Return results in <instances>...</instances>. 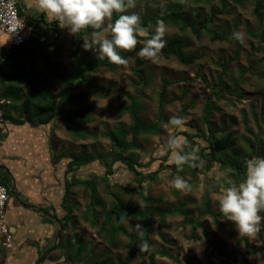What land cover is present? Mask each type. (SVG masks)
I'll return each mask as SVG.
<instances>
[{
    "label": "rangeland",
    "instance_id": "rangeland-1",
    "mask_svg": "<svg viewBox=\"0 0 264 264\" xmlns=\"http://www.w3.org/2000/svg\"><path fill=\"white\" fill-rule=\"evenodd\" d=\"M174 1L137 0L136 8L125 14L135 12L150 15L156 10L162 11V3L172 8L183 5L180 10L182 15L190 18L198 14L201 17L211 16L213 31L225 34L226 40H212L211 34L205 30L196 38L188 30L181 32L167 25L164 37L166 42L171 38L186 40L190 44L186 52L198 57L188 66L179 64L174 57H158L155 61L140 58L137 53L144 43V40H140L138 51L128 58L127 66L115 65L113 69L103 68L91 75V78L107 86L110 93L104 96L95 94L81 85L75 92L74 102L63 107L61 115L52 123L53 130L59 133L55 143L57 154L64 153L69 161L80 153L84 160L86 153L94 155L109 151L111 143L104 137V133L117 127L127 128L130 118L124 108L133 99H138L142 107L141 118L159 126L160 132L139 136L138 148L124 156L137 160L140 166L136 168L144 175L155 172L161 163L171 164L168 155L161 156L156 152L157 146L168 137L184 135L186 132L198 136L195 140L205 147L207 128L202 119V110L209 95L214 106L209 120L210 127H225L231 131L242 158L249 153L245 140L261 142L264 153V2L260 12L255 13L257 0H178L177 7L173 5ZM154 28L149 29L150 34ZM234 31L244 34L242 43L232 38ZM46 34L51 38V31H46ZM59 42L62 46L59 57H50L49 61H42L40 57L36 59L38 84L54 92L60 91L61 85L50 74L49 67L56 64L64 76L69 78L73 74L75 62L71 55L76 47L75 36L69 35L66 29ZM84 53L96 58L92 51ZM139 60L142 61L140 67L145 77H151L152 80L141 94L137 91L139 79L136 64ZM3 68L6 71L7 67ZM164 79L167 81V92L161 105L159 93ZM27 82L24 80L19 83L22 92L26 94L29 93ZM176 115L187 120L185 131L162 127L170 117ZM83 117H86V122L81 124L83 138H80L73 129L77 118ZM193 148H197L196 144H193ZM113 169L114 174L109 177L112 188L109 190L101 182L105 170L97 161L69 174L74 179L84 181L96 178V193L91 197L89 189L81 186L71 188L66 204L67 207L72 206L73 224L68 222L63 231L61 228V237L57 236V231L53 237V248L46 249L38 263L41 264L47 251L54 250L49 264H86L88 259H97L105 252L112 264H117L118 259H124L127 255L134 256L131 264H264V225L255 237H239L235 225L227 221L219 211L221 187L239 183L244 175L236 181L229 168L213 163L208 171L203 165L190 167L182 174L162 170L155 181L140 183L124 165L116 163ZM194 169L197 170L192 173ZM176 175L188 180L193 190L185 194L174 189L170 182ZM142 193L165 213L161 223L154 213L151 216L149 245L155 253L153 263L150 262L149 251L139 254L138 244L128 246L129 232L125 225L122 224V231L112 233L117 223L115 217H112L105 230H101L116 197L123 206L134 209L135 216L129 214L130 224H142L139 216L145 204L140 197ZM205 206L209 214L205 212ZM90 207L97 213L96 225L90 223ZM179 207L180 213H168ZM64 215L59 213L60 218ZM184 215L188 217V222H185ZM159 225L164 239L158 232ZM77 236L82 237L84 252L78 260H74ZM67 241L72 245L68 250ZM59 243L60 248H57ZM1 249L5 250L2 246Z\"/></svg>",
    "mask_w": 264,
    "mask_h": 264
},
{
    "label": "trees",
    "instance_id": "trees-1",
    "mask_svg": "<svg viewBox=\"0 0 264 264\" xmlns=\"http://www.w3.org/2000/svg\"><path fill=\"white\" fill-rule=\"evenodd\" d=\"M174 0H170L173 2ZM178 0H175L173 5L176 6ZM201 1V0H196ZM203 1V0H202ZM264 0H257L255 13L260 12L261 5ZM177 7V6H176ZM183 5H180L177 8H172L171 6L163 8L162 11L156 10L155 12L150 13V15L142 14V25L148 27L149 24L152 27H155L156 20L158 18L163 19L166 25L174 26L179 29L181 32L188 30L196 38L201 36V32L205 30L211 34V39L218 38L220 40H226L225 34H218L212 29L213 18L210 17H201L199 14L195 18H190L186 15L180 13ZM163 12V15L161 13ZM260 16V15H258ZM117 18V15L114 14L113 20ZM51 38L48 36L45 43L32 42L30 44L22 45L19 48L10 47L9 54L7 55V60L0 65V100H5L10 102L8 105L3 106L4 109V118L9 119L13 122H26L31 125L47 124L54 123L55 120L61 115L63 107L71 105L75 100V92L78 87L84 85L88 87L93 93L99 95H107L110 93V89L103 85L100 81L91 78V75L96 74L100 69H113L115 65L109 63L106 59L99 60L97 58H91L84 53V50L80 48L83 37H89L92 29H88L87 32H82L78 36H75L76 47L71 52V55L74 57V71L73 74L67 78L61 72L59 66L53 64L49 67L50 74L53 76L57 82L60 83L61 89L58 92H54L50 89H45L44 87L38 84L37 77V63L36 59L40 57L42 61H49L50 57L57 58L61 55V43L60 38L64 30L59 28L57 22L53 21L50 24ZM56 36V37H55ZM144 40L145 38H139ZM190 47V44L183 39L171 38L167 41L166 47L162 50L159 57L169 59L174 57L177 62L181 65L188 66L192 65L198 57L196 55H191L187 53V49ZM139 46L137 45L136 49L130 52H122L121 55L126 59L132 57L137 51ZM19 51H27L23 54H16ZM142 61H138L136 64V74L139 79L137 91L138 94L142 93V90L146 88L149 83L152 81L151 77H145V73L142 67ZM3 67H10V69L15 68V71H10L11 73L4 74ZM27 80V86L29 88V93H23L22 89L19 86L21 81ZM9 81V83H6ZM167 81L163 80V85L161 86L159 93L160 104L162 105L164 101V96L167 92ZM128 112L130 118V125L127 128L117 127L115 129L109 130L104 133V137L109 140L111 143V149L104 153L98 154H87L85 159H81L82 154L71 157L67 163L66 175L73 173L76 169L81 166H87L93 161H97L100 165L103 166L105 172L101 178V182L106 190L111 189L109 177L114 174L113 165L120 163L124 165L129 172L135 174L138 178V182H151L155 181L158 177L157 174L162 170H170L171 173L182 174L183 171L189 169L187 165L184 166L182 172H177V168L174 164H160L155 172L148 173L144 175L142 172L137 170V166H140V163L132 158H127L124 155L126 153H131V150L138 148L137 140L141 135H155L160 132V127L156 124H151L146 120L142 119L140 112L142 107L138 99H133L131 104L124 108ZM214 110L213 103L210 102V95L206 100V103L202 110V119L207 128V137L205 138V147H202L195 140L199 138L196 135H191L189 133H183L187 137L191 147L193 144H196L199 148V154L204 161L203 167L206 171L213 166V163L221 165L223 168L227 167L232 172V177L239 181L243 177L246 171L245 160L252 157H264L263 145L260 142H253L245 140L249 148V153L246 156L241 157L240 150L236 147V139L231 131H228L227 128H211L210 127V116ZM56 118V119H55ZM86 122V117L77 118L76 125L73 129L80 138L82 136L81 124ZM86 137V136H85ZM56 159L61 157H66L64 153L57 154ZM197 169H194L192 173L196 172ZM72 175V174H71ZM71 175L70 181L65 180L64 195L62 198V207L65 211V215L62 219H57L60 223L62 231L65 229L68 222L72 223L71 210L72 206L66 204V199L70 195L72 187H82L83 189H89L91 197L96 193V178L80 180L77 178H72ZM0 181L3 185L7 186V178L0 176ZM120 189H124L121 185H116ZM143 200L144 208L143 211L139 214L142 219V224L146 229L145 240L149 243V237L152 233L151 231V216L154 213L159 218V223L164 219L165 213L158 209L156 205L151 202L149 197L140 195ZM114 205L111 207L109 212L106 214V218L101 225V230H105L110 222L112 217L116 218V226L112 229V233H118L122 231V224L119 222V217L122 210H126L128 214L135 216V211L133 208L123 206L120 199L116 197L113 200ZM89 212L91 211V221L92 225H96L97 213L92 209L88 208ZM206 213H208V207L205 206ZM181 207L176 208L172 211H168L169 214L180 213ZM86 213L83 214L84 218ZM185 222H188V217L184 215ZM158 232L161 237L164 239V235L161 232V226H158ZM62 236L60 232L59 237ZM82 237H76L77 250L74 260H78V257L84 252V249L81 245ZM140 239L134 234H128V246L132 247L136 244H139ZM69 241L66 242V250L71 247ZM57 248H60V243L57 245ZM264 248V245H263ZM154 252L150 249L149 259L153 263ZM134 261V256L127 255L124 259H118L117 264H131ZM81 264V263H80ZM86 264H112L111 258L105 252L97 259H88Z\"/></svg>",
    "mask_w": 264,
    "mask_h": 264
},
{
    "label": "clouds",
    "instance_id": "clouds-1",
    "mask_svg": "<svg viewBox=\"0 0 264 264\" xmlns=\"http://www.w3.org/2000/svg\"><path fill=\"white\" fill-rule=\"evenodd\" d=\"M37 11L45 14L50 20L57 22L59 28L67 29L69 35L78 36L92 29L90 38H83L84 51H92L99 60H107L116 66H127L128 59L121 55L136 49L139 38H145L137 55L142 59L155 61L166 47L164 39L167 25L158 18L154 32L150 34L148 27L142 25L141 16L135 12L125 14L137 6V0H35ZM163 9L164 3L160 5ZM114 14L117 18L113 20ZM163 15V12L161 13ZM232 38L243 42L244 34L239 31L232 33ZM187 120L183 116H172L163 128L186 130ZM156 152L168 155V162L174 164L177 172L184 166L191 168L203 165L199 149L191 147L184 135H172L161 142ZM246 171L239 183H230L221 187L219 211L227 221L235 225L239 237H255L264 225V157H252L245 160ZM171 185L182 193L191 192L192 185L181 175L171 180ZM130 215L122 210L119 222L134 233L140 243L137 245L139 254L150 251V245L144 239L146 229L143 224H130Z\"/></svg>",
    "mask_w": 264,
    "mask_h": 264
},
{
    "label": "crops",
    "instance_id": "crops-1",
    "mask_svg": "<svg viewBox=\"0 0 264 264\" xmlns=\"http://www.w3.org/2000/svg\"><path fill=\"white\" fill-rule=\"evenodd\" d=\"M16 1L20 15L47 37L53 21L37 11L35 0ZM9 48L8 35L0 31V56L7 57ZM12 70L15 68H3L4 74ZM53 127L52 122L0 123V176L7 178L6 223L14 238L11 251L2 250L0 243V264H40V256L53 248V237L61 228L57 219H62L59 213L65 214L62 198L69 178L68 161L55 157L59 133ZM53 251L46 252L41 264H49Z\"/></svg>",
    "mask_w": 264,
    "mask_h": 264
},
{
    "label": "built area",
    "instance_id": "built-area-1",
    "mask_svg": "<svg viewBox=\"0 0 264 264\" xmlns=\"http://www.w3.org/2000/svg\"><path fill=\"white\" fill-rule=\"evenodd\" d=\"M17 4L16 0H0V31L8 35L10 47L19 48L32 42L45 43L46 36L38 34L26 18L20 15ZM6 60L7 57L1 55L0 65ZM8 103V101L0 100V123L8 121L4 118L3 110V106ZM8 200V189L0 181V243L5 250L13 248V234L6 223Z\"/></svg>",
    "mask_w": 264,
    "mask_h": 264
},
{
    "label": "water",
    "instance_id": "water-1",
    "mask_svg": "<svg viewBox=\"0 0 264 264\" xmlns=\"http://www.w3.org/2000/svg\"><path fill=\"white\" fill-rule=\"evenodd\" d=\"M56 37V36H55ZM27 51H19V52H17L16 54H18V55H20V54H23V53H26ZM60 230H61V228H60ZM60 230H59V232L57 233V236L59 237V233H60Z\"/></svg>",
    "mask_w": 264,
    "mask_h": 264
}]
</instances>
